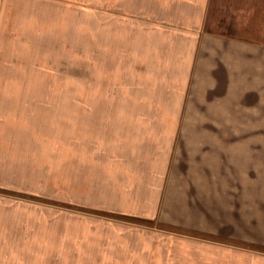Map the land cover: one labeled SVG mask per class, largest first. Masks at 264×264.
Segmentation results:
<instances>
[{
	"label": "crops",
	"instance_id": "0c3cea01",
	"mask_svg": "<svg viewBox=\"0 0 264 264\" xmlns=\"http://www.w3.org/2000/svg\"><path fill=\"white\" fill-rule=\"evenodd\" d=\"M145 2L134 72L116 70L135 91L120 101L118 151H0V187L44 197L53 187L56 202L92 211L58 238L65 264H264V250L245 244L261 225L264 238V214L255 219L251 164L237 149L251 97L264 91V53L228 34L213 0ZM52 162L55 181L46 179ZM13 200L0 195V253L25 263L31 237L48 231L31 228L25 203Z\"/></svg>",
	"mask_w": 264,
	"mask_h": 264
},
{
	"label": "rangeland",
	"instance_id": "374dc122",
	"mask_svg": "<svg viewBox=\"0 0 264 264\" xmlns=\"http://www.w3.org/2000/svg\"><path fill=\"white\" fill-rule=\"evenodd\" d=\"M142 2L149 1L4 0L8 11L0 13V151H118L120 125L115 120L125 111L120 101L134 100L135 91L123 77L117 80V73L134 72L135 23ZM211 4L210 12L227 25L228 34L252 43L256 57L264 53V0ZM145 17L150 21L149 14ZM259 79L256 75V86ZM260 89L251 97L253 116L240 123L237 140L238 151H246L249 161L240 156V166L251 164L247 169H252L249 180L254 187L248 195H253L255 219L264 214V91ZM126 111L133 115V109ZM50 166L46 179L55 181V164ZM31 169L33 177L38 168ZM34 190L0 187L1 196L14 198V207L25 203L31 228L42 222L48 231L46 237H31L25 263L65 264L63 255L69 253L61 252L58 238L70 235L72 223L92 211L56 202L53 187L45 197ZM262 231V225L256 227L254 240L245 244L264 250ZM25 263L16 252L0 253V264Z\"/></svg>",
	"mask_w": 264,
	"mask_h": 264
}]
</instances>
